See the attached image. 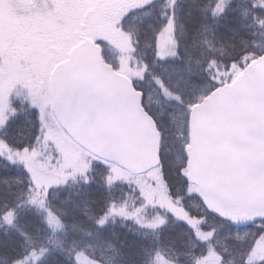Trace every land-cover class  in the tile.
Listing matches in <instances>:
<instances>
[{"label":"trees","instance_id":"trees-1","mask_svg":"<svg viewBox=\"0 0 264 264\" xmlns=\"http://www.w3.org/2000/svg\"><path fill=\"white\" fill-rule=\"evenodd\" d=\"M170 18L174 21L180 51L187 48L179 62L181 67L186 64L196 74L209 68L205 75L214 77L215 84L212 80L189 82L186 71L172 73L170 59L163 65L156 64L157 34ZM121 26L133 43L130 61L138 75L131 81L136 90L143 93V106L156 121L161 134V166L139 178L159 173L175 207L194 223L189 224L164 208L151 206L140 188L116 173L126 172L96 158L86 172L95 177L94 183L85 185L79 175L75 182L70 179L66 184L41 191L42 199L38 202L39 187L34 184L25 164L16 161L13 166L0 156V168L12 172L9 184L0 181V264H66L64 255L47 257L42 255V250L58 252V245L70 246L74 236L82 235L73 225L94 229L85 215V208L96 211L105 202L109 178L113 182L112 195L117 207L126 204L127 211L135 214L134 219L118 217L115 225L105 229L107 239L124 253L123 259L118 258V264H126L129 258L136 259L134 254L141 246L159 247L164 260L174 264L173 249L186 251L191 243L198 245L196 258L216 257L209 255L210 244L211 251L218 254L225 248L230 250V254H223V264H243L239 250L256 229L252 224L236 228L212 214L187 180L189 132L186 115L214 91L233 83L264 55V0H176L174 8L169 7V0H154L147 7L131 10L122 19ZM103 55L107 64L122 72L116 59L104 47ZM234 60L238 66H232ZM211 61L216 63L209 67ZM165 66L169 67L168 72L162 70ZM155 77L162 78L171 92L180 94L183 103L178 104L164 93ZM189 104L191 109L187 107ZM12 109L14 113L0 133L1 142L18 154L43 153L47 139L38 110L19 101L14 102ZM67 197H71L72 202L64 204ZM52 217L59 218L64 227L53 232L54 222L49 225ZM137 220L145 225L161 220L164 223L152 230L141 228ZM137 232H148V236L145 238ZM209 232L214 235L202 241ZM246 232L249 235H245ZM105 255L111 257V250ZM185 260L186 264H195V258Z\"/></svg>","mask_w":264,"mask_h":264},{"label":"water","instance_id":"water-1","mask_svg":"<svg viewBox=\"0 0 264 264\" xmlns=\"http://www.w3.org/2000/svg\"><path fill=\"white\" fill-rule=\"evenodd\" d=\"M51 98L61 128L96 158L136 176L161 165L156 122L99 46L73 49L53 70ZM189 132L187 179L203 205L236 228L264 216V56L192 109Z\"/></svg>","mask_w":264,"mask_h":264},{"label":"rangeland","instance_id":"rangeland-1","mask_svg":"<svg viewBox=\"0 0 264 264\" xmlns=\"http://www.w3.org/2000/svg\"><path fill=\"white\" fill-rule=\"evenodd\" d=\"M141 7L143 0H0V133L14 113L12 105L19 101L38 110L47 139L43 153L32 156L15 153L0 140V156H11L27 165L34 184L39 187L38 202L42 199L41 191L64 184L61 182L72 179L73 174L81 175L82 170L86 174L96 158L80 147L81 150L54 116L53 70L68 60L73 48L90 42L104 47L116 59L122 70L119 73L129 79L136 78L138 74L130 61L133 43L121 23L131 10ZM186 117L189 132L191 111ZM116 173L140 188L151 206L164 208L181 220L194 223L175 207L159 173L146 178L128 172V175ZM257 255L264 256V243ZM206 264H217V258L207 259Z\"/></svg>","mask_w":264,"mask_h":264},{"label":"snow or ice","instance_id":"snow-or-ice-1","mask_svg":"<svg viewBox=\"0 0 264 264\" xmlns=\"http://www.w3.org/2000/svg\"><path fill=\"white\" fill-rule=\"evenodd\" d=\"M151 2L152 0H143V6L147 7L151 4ZM175 4L176 0H169V7L174 8ZM221 11H223V9H221ZM174 31V21L170 18L166 21V24L163 26L160 33L157 34V51L154 56L156 64L163 65L170 59L172 73L179 74L181 71H186L188 73L189 82L195 80H212L215 84L214 77H208L205 75L209 68L203 69L201 74H196L186 64L183 68L181 67L179 62L183 60L185 53H187V48H185L184 52L180 51V45L175 39ZM215 63V61H211L209 67L214 66ZM232 66H238V63L234 60ZM145 67H147V65H145ZM162 70L164 72H168L169 67L165 66ZM155 80L164 93H166L169 97H172L178 104L183 103L182 96L178 93L171 92L166 87L162 78L155 77ZM187 107L191 109L192 105L189 104ZM161 118H163V114L161 115ZM9 162L13 166L16 164V161L13 160L11 156H9L7 161H5V163ZM25 168L27 170V165H25ZM81 175L85 185H90L95 182V177L83 174V170ZM11 177L12 172L10 169L0 168V181H3L4 184H9ZM71 178L74 182L76 181V176L74 174ZM101 179L103 181L104 178L102 177ZM61 183L66 184L67 181L65 180ZM112 190L113 182L109 178L107 180L108 196L105 202L101 203L96 211H91L87 207L85 208V215H87L88 220L93 223L94 229L77 228L76 225H73V228L82 235L78 237L74 236L70 246L67 248L58 245V252L51 249H43L42 255L47 257L64 255L66 264H118V258L123 259L124 253L121 252L120 248L116 247L110 240L107 239L105 229L108 228L109 225H115L118 217L123 220L134 219L135 214L127 211L126 204H122L117 207L116 200L112 195ZM71 202V197H67L63 201L64 204ZM33 203H35V201H33ZM93 203L96 202L93 201ZM41 207H44L43 201L41 202ZM49 215L51 216V213H49ZM248 220L253 227H255L256 231L251 233V239L239 250V254L242 257L243 264H261V262L264 261V256H258L257 250L261 247V242L264 241V216H260L259 218L250 217ZM53 222V232L64 227V224L59 218L52 217L49 220V225H52ZM136 222L140 224L141 228L147 227L152 230L157 229L159 225L164 223L163 220L158 223H150L147 225L141 223L139 220ZM232 222L235 223V220ZM112 235H115V233L113 232ZM137 235H142L146 238L148 236V232H137ZM213 235L214 232H209L208 236L202 237L201 239L206 242L208 238ZM245 235H249V233L246 232ZM85 237L90 239H85ZM157 239H159V236H157ZM240 239L243 238L241 237ZM197 247V244L191 243L186 251H177L173 249V255L175 256L174 264H186L185 258H195V264H206L208 256L196 258ZM208 248L210 249L209 255L217 257V264H223L224 253L230 254V250L228 248H225L223 253L219 254L215 251H211L210 244L208 245ZM108 250H111L112 252L111 257L105 255ZM134 255L136 259L129 258L126 264H169L168 261L164 260L159 247L153 248L149 246H141V248L135 252ZM61 264H63V262H61Z\"/></svg>","mask_w":264,"mask_h":264}]
</instances>
